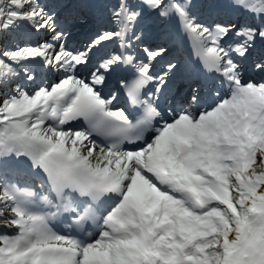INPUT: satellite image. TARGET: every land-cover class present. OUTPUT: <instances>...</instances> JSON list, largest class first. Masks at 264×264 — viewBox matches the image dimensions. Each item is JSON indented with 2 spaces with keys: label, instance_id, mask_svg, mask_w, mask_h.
Wrapping results in <instances>:
<instances>
[{
  "label": "snow or ice",
  "instance_id": "obj_1",
  "mask_svg": "<svg viewBox=\"0 0 264 264\" xmlns=\"http://www.w3.org/2000/svg\"><path fill=\"white\" fill-rule=\"evenodd\" d=\"M76 7L0 0V264H264V0Z\"/></svg>",
  "mask_w": 264,
  "mask_h": 264
},
{
  "label": "bare ground",
  "instance_id": "obj_2",
  "mask_svg": "<svg viewBox=\"0 0 264 264\" xmlns=\"http://www.w3.org/2000/svg\"><path fill=\"white\" fill-rule=\"evenodd\" d=\"M76 26H78V24L76 25H74L73 27H72V32L74 33L76 30L78 31V30H81V34H80V36L79 37H75L74 39H72V41H74V43H73V45H72V47H79L84 41H86L87 39H88V37H89V35L91 34V31L94 29V28H92L91 30H85V28H82V27H77V28H75ZM84 31V32H83ZM71 41V42H72ZM111 87H113L112 85H111ZM115 87V86H114ZM181 88V87H180ZM182 89V88H181Z\"/></svg>",
  "mask_w": 264,
  "mask_h": 264
},
{
  "label": "trees",
  "instance_id": "obj_3",
  "mask_svg": "<svg viewBox=\"0 0 264 264\" xmlns=\"http://www.w3.org/2000/svg\"><path fill=\"white\" fill-rule=\"evenodd\" d=\"M212 2H214V0H192V3L194 5V8H193L194 14L198 15V13H202V12L204 14L205 9L208 8L209 3H212ZM199 18L201 17L199 16Z\"/></svg>",
  "mask_w": 264,
  "mask_h": 264
},
{
  "label": "rangeland",
  "instance_id": "obj_4",
  "mask_svg": "<svg viewBox=\"0 0 264 264\" xmlns=\"http://www.w3.org/2000/svg\"><path fill=\"white\" fill-rule=\"evenodd\" d=\"M87 19V18H86ZM86 19H85V21H86ZM159 27H161V28H163V26H159ZM158 28V27H157Z\"/></svg>",
  "mask_w": 264,
  "mask_h": 264
}]
</instances>
